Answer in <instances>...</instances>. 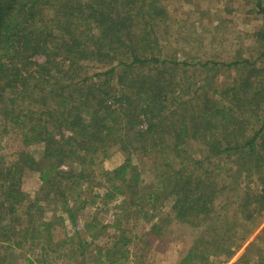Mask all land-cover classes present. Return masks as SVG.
Here are the masks:
<instances>
[{
  "label": "trees",
  "instance_id": "obj_1",
  "mask_svg": "<svg viewBox=\"0 0 264 264\" xmlns=\"http://www.w3.org/2000/svg\"><path fill=\"white\" fill-rule=\"evenodd\" d=\"M164 1L0 0V136L15 135L22 146L44 148L38 159L22 149L15 163H0V249L29 244L41 249L45 261L64 256L63 244L74 239L60 233L58 219L66 213L75 225L69 201L103 182L102 200L121 198L123 212L132 209L151 224L148 234L172 222L198 231L179 264L222 263L261 225L264 64L221 63L246 76L217 87L213 95L204 86L190 93L184 75L177 77L176 67L158 57V31L169 18ZM254 2L264 13V0ZM86 61L112 66L105 73L110 77L94 82ZM115 148L126 154L123 164L100 170V160ZM135 157L150 158L165 182L157 187L163 195L143 197ZM233 157L241 159L247 178L256 180L232 198L220 174L221 161ZM26 169L38 172L42 183L32 202L22 189ZM54 200L66 209L47 218ZM159 206L169 210L158 219ZM118 226V240L98 251L96 264L128 259L131 239ZM263 236L264 228L234 264H264ZM78 255L84 262L85 249Z\"/></svg>",
  "mask_w": 264,
  "mask_h": 264
},
{
  "label": "rangeland",
  "instance_id": "obj_2",
  "mask_svg": "<svg viewBox=\"0 0 264 264\" xmlns=\"http://www.w3.org/2000/svg\"><path fill=\"white\" fill-rule=\"evenodd\" d=\"M164 4L169 18L158 31L161 48L158 57L176 67L173 74L177 77L182 78L184 75L189 87L191 86L190 93H193L192 88L204 86V91L213 95L217 87L246 76L245 72L235 73L222 69L221 63L250 59L251 62H257L258 67L264 64V38L263 34L259 35L264 32V13L259 12L254 0H165ZM85 63L87 75L94 82H102L110 77L105 73L112 66L93 61ZM22 149L31 152L38 159L44 148L43 144L22 146L20 138L15 135L1 137L0 163L5 166L15 163ZM116 149L110 151L107 159L100 160V170L111 171L123 164L126 154ZM133 161L141 172L143 197L150 193L163 195L164 193L157 192V187L165 185V182L152 170L150 158L135 157ZM241 164L238 157L224 158L221 161L223 171L220 181L228 185L226 195L232 198L247 183L250 184V180H256L255 177L247 178ZM22 178V189L27 200L32 202L38 197L42 186L39 173L26 169ZM106 188L105 182L87 187L79 199L69 201L68 205L74 211L75 225L66 213L63 214L62 210L65 211L66 207L64 209L61 203L57 204V200L49 207L45 217L49 218L53 213H57V216L63 214V220L58 219L57 228L59 227L60 233H66L67 237L74 239V243L68 240L63 244L61 253L65 257L56 259L54 257L57 256L51 255L45 261L41 249H30L28 244L22 249L11 251L0 249V264H96L98 251L110 249L118 240V225L125 229L127 237L131 239L127 246L128 259L123 260V264H179L178 261L189 251L198 231L187 224L172 222L160 233L148 234L151 224H144L145 221L139 220L138 216L130 212L132 209L127 213L123 212L120 209L121 198L111 202L102 200ZM83 200L87 201L85 205ZM168 210L167 207L159 206L156 212L158 219L164 217ZM263 228L264 219L256 230L245 236L246 241L239 242L240 247L236 248L235 255L219 264H234L250 243L255 242L262 234ZM257 246L255 244L250 252ZM259 247H262L261 244ZM80 248L85 249L84 262L78 255ZM1 258L5 260L1 262Z\"/></svg>",
  "mask_w": 264,
  "mask_h": 264
}]
</instances>
